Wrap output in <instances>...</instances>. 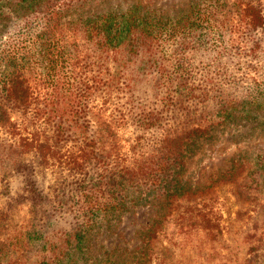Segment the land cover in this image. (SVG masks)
<instances>
[{"label": "rangeland", "instance_id": "1", "mask_svg": "<svg viewBox=\"0 0 264 264\" xmlns=\"http://www.w3.org/2000/svg\"><path fill=\"white\" fill-rule=\"evenodd\" d=\"M70 1L0 0V105L13 80L31 102L0 113V264H100L77 247L67 256L68 231L83 225L79 146L95 135L107 161L86 175L172 149L184 157L173 195L138 204L111 230L96 225L93 252L117 245L115 257L130 256L118 264H264V23L243 16L264 13V0H140L150 23L137 48L103 52L83 20L113 10L118 23L138 0L65 9ZM48 7L63 9L42 37L50 47L36 40ZM62 111L74 138L53 136ZM21 135L60 149L46 162Z\"/></svg>", "mask_w": 264, "mask_h": 264}, {"label": "trees", "instance_id": "2", "mask_svg": "<svg viewBox=\"0 0 264 264\" xmlns=\"http://www.w3.org/2000/svg\"><path fill=\"white\" fill-rule=\"evenodd\" d=\"M87 1L72 0L64 8L77 9L85 6L84 3H88ZM35 2L36 0H19V3H28L29 5H24L27 8H30ZM62 11L63 9H52L50 7L45 11V16L43 15L45 26L38 35V39L36 38L39 46H46V41H49V47L51 46L52 40L50 37L46 41L42 37L45 33H52L58 28L59 22H57V19L60 18ZM116 14L111 10L97 15V17H86L82 22L87 37L94 39L93 41L97 46H100L102 52L116 51L125 42H127V46L137 48L138 42L145 35V32H148L150 22L147 20V11H142V1L138 0L136 3L131 4V7H128L122 13V19L120 22L117 21L118 23L115 21ZM243 14H245L243 16L247 17V22L252 27L264 23V13L259 9L257 10L255 6L245 7ZM95 34L98 35L96 39L93 37ZM29 95V87L23 85V80L5 82L2 90L0 113L7 112L8 106L13 109L26 110L31 104L27 101ZM83 121L82 132H85L88 130L91 121L89 119ZM11 124L16 125L15 122H11ZM75 125V122L72 123L67 119L65 111H62L54 119V135H52L56 138H74L72 128ZM100 139H102L101 136ZM46 140L48 139L46 138ZM20 144L36 150L46 162L50 160L52 154L57 153L56 150L59 151L60 149H55L50 141L47 144L40 136L21 135ZM106 154L105 146L103 144L99 146V138L96 135L87 137L85 142L83 139L82 144L79 146L78 157L80 161L77 164L82 169L81 172H84L79 178L78 186L83 194V225L68 231V239L71 242V249L67 253L69 259H75L73 256L76 247L80 249L82 259H97L100 264H118L114 259H128L130 256L127 254L123 258L114 256L115 250L119 248L117 245L106 247L102 252H93L96 247L92 242V237L95 234L93 228L96 225L101 227L105 223L108 224L105 225L107 230H111L112 223L117 218H121L125 212L135 208L138 204H145L151 201L152 198L162 199L165 194L168 196L173 195V184L176 181L175 167L184 157V153L181 155L180 150L175 151L172 149L165 153L167 159L158 156L159 160L157 159L158 161L156 160L157 162L154 161L152 164L150 162L139 163L134 167L117 164L112 167L105 166L104 168H108L107 172L86 175L85 171H88L85 169L86 165L98 163L99 167L100 162L105 163L107 161ZM88 181L91 182V186L86 189L87 186L84 184H87ZM177 189H179L178 186L175 187V190ZM126 249L128 250V248ZM134 249L139 251L134 255L136 259H141L144 248L138 245ZM134 249H130V251Z\"/></svg>", "mask_w": 264, "mask_h": 264}]
</instances>
